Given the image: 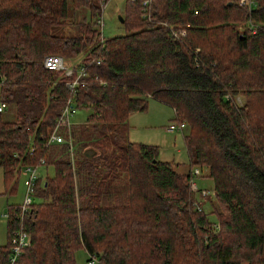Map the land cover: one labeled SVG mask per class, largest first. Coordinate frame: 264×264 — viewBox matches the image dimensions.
I'll return each instance as SVG.
<instances>
[{
    "label": "trees",
    "instance_id": "obj_1",
    "mask_svg": "<svg viewBox=\"0 0 264 264\" xmlns=\"http://www.w3.org/2000/svg\"><path fill=\"white\" fill-rule=\"evenodd\" d=\"M105 1L0 0V102L13 107L10 119L0 111L3 181H17L19 162L53 167L22 218L8 206L0 264L20 224L29 244L17 264H75L79 246L97 264H264V0H152L149 19L126 0L124 33L100 41ZM80 8L88 16L65 29ZM47 54L87 66L76 98L89 112L74 133L93 152L74 161L66 144H47L68 95ZM149 99L184 122L189 164L213 182V222L192 167L178 172L155 145L128 139L129 116Z\"/></svg>",
    "mask_w": 264,
    "mask_h": 264
},
{
    "label": "rangeland",
    "instance_id": "obj_2",
    "mask_svg": "<svg viewBox=\"0 0 264 264\" xmlns=\"http://www.w3.org/2000/svg\"><path fill=\"white\" fill-rule=\"evenodd\" d=\"M126 0H108L106 5L100 14L102 15V30L101 34L104 38H109L117 34L124 33L122 21L118 19L120 15L123 17L124 7ZM87 13L86 9L80 8L72 12L64 19L65 29H69L73 26V23L81 21L83 16ZM100 37V36H99ZM88 110L85 108H79L75 115L72 117L74 122L71 125L73 145L72 155L76 156L85 151L82 147H79L75 139V128L84 123ZM4 119H10L13 114V107L10 104H5L1 111ZM135 115L139 117L137 121L130 120V132L128 133V139L135 142H149L156 146L157 159L161 161H169L175 163V169L178 172H186L192 167V173L194 169H198L199 173L192 176V181L195 183L197 191H193L197 199L201 200L203 210H205L210 221L216 220L214 214L210 213L211 204L216 202L215 193L213 191V182L207 176V168L204 166H192L189 164L188 153L183 142L182 133L179 131H167L166 127L173 120V110L166 104L155 101L153 99L148 100L147 109L144 112H136ZM134 115V116H135ZM133 116V117H134ZM133 119V118H132ZM129 131V128H128ZM43 169L38 167L39 181L43 180L45 176L53 174V167L51 164L43 165ZM20 171L18 172L17 181H10L5 185L3 181V174L0 168V244L7 243V219L5 213L9 205H20L24 200L25 187L23 184L24 169L21 165L18 166ZM48 169V172H47ZM205 190L207 195L200 199L201 191ZM95 254V253H92ZM96 255V254H95ZM97 257V255H96ZM88 253L83 247L79 246L74 251L75 264H89L87 259ZM94 264H97L95 262Z\"/></svg>",
    "mask_w": 264,
    "mask_h": 264
},
{
    "label": "built area",
    "instance_id": "obj_3",
    "mask_svg": "<svg viewBox=\"0 0 264 264\" xmlns=\"http://www.w3.org/2000/svg\"><path fill=\"white\" fill-rule=\"evenodd\" d=\"M130 1H136V0H130ZM106 2H103L100 4V10L104 8L106 5ZM252 0H239L240 5H249L251 4ZM140 6H141V16L144 18L149 19L151 15V3L152 0H139ZM97 29L99 32V40H103V36L101 34L102 30V15L99 14L97 18ZM172 35L175 37L179 35L185 34L182 30L174 31L172 30ZM43 67L48 70H62L64 75L68 78L65 82L66 88L68 90V95L63 102L58 116L55 118V124L52 127V129L49 131L47 136V144H53V143H63L68 146V152L70 153L71 160L74 161L75 155H72V144L71 138H72V131H71V125L74 123L72 121V117L77 112V109L79 108L77 103V94L78 91L83 89L86 86L87 83V66L82 61L77 62H71L68 65H66L63 61V58L58 54H47L43 57L42 61ZM0 82H2V78L0 79ZM4 103L0 102V111L3 110ZM184 122H178L176 124H169L167 129L168 130H174L181 131L184 128ZM33 146H31L26 153L31 154L33 152ZM43 162V159H41V163ZM19 165H21V168L24 169V178H23V184L25 187V195L23 202L19 205V213L20 217L22 218L24 214L28 212V210L31 207L32 204V198L35 195V190L39 181V171L38 167H40V164H23L19 162ZM20 169L18 170V172ZM192 172V171H191ZM199 170L194 169V175L198 174ZM190 189L197 190L195 183L192 181V177L190 180ZM206 191L202 190V194H205ZM29 244V235L26 231H24L21 228V224L18 229H16L12 235L9 238V252H8V260L7 264H17V258L19 254L22 252V250L28 246ZM95 262H98V258L95 254L89 255V264H94Z\"/></svg>",
    "mask_w": 264,
    "mask_h": 264
},
{
    "label": "crops",
    "instance_id": "obj_4",
    "mask_svg": "<svg viewBox=\"0 0 264 264\" xmlns=\"http://www.w3.org/2000/svg\"><path fill=\"white\" fill-rule=\"evenodd\" d=\"M72 62H77L76 60L75 61H72ZM135 113L136 112H134V113H132L130 116H129V118H128V122H130V120H133V121H137L138 119H139V117H137L136 115H135ZM135 115V116H134ZM134 116V117H133ZM133 118V119H132ZM129 132H130V124H129ZM144 143H146V142H144ZM147 143H149V142H147ZM42 169L44 168L43 166H40ZM47 172H48V169H47ZM19 206V205H18Z\"/></svg>",
    "mask_w": 264,
    "mask_h": 264
},
{
    "label": "water",
    "instance_id": "obj_5",
    "mask_svg": "<svg viewBox=\"0 0 264 264\" xmlns=\"http://www.w3.org/2000/svg\"><path fill=\"white\" fill-rule=\"evenodd\" d=\"M118 19H119L120 21H122V17H121L120 15L118 16ZM92 152H93V150L90 149V148H87V149H85V151H84L85 155H88V156L91 155Z\"/></svg>",
    "mask_w": 264,
    "mask_h": 264
}]
</instances>
